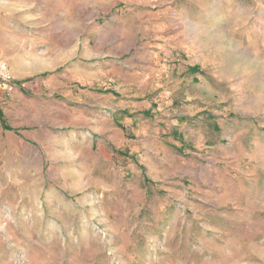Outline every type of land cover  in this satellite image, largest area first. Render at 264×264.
Instances as JSON below:
<instances>
[{
    "label": "rangeland",
    "instance_id": "rangeland-1",
    "mask_svg": "<svg viewBox=\"0 0 264 264\" xmlns=\"http://www.w3.org/2000/svg\"><path fill=\"white\" fill-rule=\"evenodd\" d=\"M0 56V264H264V0H35Z\"/></svg>",
    "mask_w": 264,
    "mask_h": 264
},
{
    "label": "crops",
    "instance_id": "crops-1",
    "mask_svg": "<svg viewBox=\"0 0 264 264\" xmlns=\"http://www.w3.org/2000/svg\"><path fill=\"white\" fill-rule=\"evenodd\" d=\"M35 0H0V18H10L12 12L14 13L16 10H21L26 8L27 2H33ZM39 1V0H38ZM49 1V0H46ZM1 58V56H0ZM145 78V77H141ZM146 82L151 81V77L145 78ZM16 86V84H15ZM141 91H143L142 85L139 87ZM17 89L14 88V92L16 93ZM154 96V95H153ZM154 97L145 95H120L115 100V120L116 124L112 128L113 137L121 142V144L129 145V142H125V131L128 130V125L133 130V134L135 137L141 138L145 141L146 137L143 138V135L151 132L153 128V119L146 117V114H149L150 108H155L157 100ZM161 115V114H160ZM164 117V115L162 116ZM164 119L160 120L159 124H163ZM125 125V126H124ZM159 126V125H157ZM131 134V135H133ZM112 137V135H111ZM126 139V138H125ZM128 140V139H126ZM134 145V144H133ZM147 147V144H142ZM145 151H148L147 148H143ZM134 150H139L138 147H135Z\"/></svg>",
    "mask_w": 264,
    "mask_h": 264
},
{
    "label": "built area",
    "instance_id": "built-area-1",
    "mask_svg": "<svg viewBox=\"0 0 264 264\" xmlns=\"http://www.w3.org/2000/svg\"><path fill=\"white\" fill-rule=\"evenodd\" d=\"M15 79L12 67L0 58V83L8 96H11L14 92Z\"/></svg>",
    "mask_w": 264,
    "mask_h": 264
},
{
    "label": "trees",
    "instance_id": "trees-1",
    "mask_svg": "<svg viewBox=\"0 0 264 264\" xmlns=\"http://www.w3.org/2000/svg\"><path fill=\"white\" fill-rule=\"evenodd\" d=\"M0 120H1L2 124L4 125V127L9 129V127L5 125L4 115H3V113L1 111H0Z\"/></svg>",
    "mask_w": 264,
    "mask_h": 264
}]
</instances>
